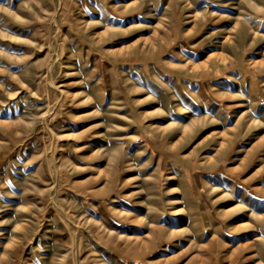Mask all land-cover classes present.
I'll return each instance as SVG.
<instances>
[{
  "label": "rangeland",
  "instance_id": "1",
  "mask_svg": "<svg viewBox=\"0 0 264 264\" xmlns=\"http://www.w3.org/2000/svg\"><path fill=\"white\" fill-rule=\"evenodd\" d=\"M0 264H264V0H0Z\"/></svg>",
  "mask_w": 264,
  "mask_h": 264
}]
</instances>
